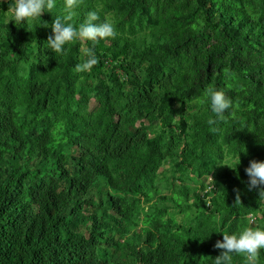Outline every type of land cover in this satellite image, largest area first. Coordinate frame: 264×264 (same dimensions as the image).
<instances>
[{"label":"trees","instance_id":"16d2710c","mask_svg":"<svg viewBox=\"0 0 264 264\" xmlns=\"http://www.w3.org/2000/svg\"><path fill=\"white\" fill-rule=\"evenodd\" d=\"M14 5L0 0V264H214L222 232L264 227L245 171L264 160V0H55L23 23ZM92 10L117 36L54 52L55 18L79 28ZM209 86L232 100L223 120Z\"/></svg>","mask_w":264,"mask_h":264},{"label":"clouds","instance_id":"9594fccd","mask_svg":"<svg viewBox=\"0 0 264 264\" xmlns=\"http://www.w3.org/2000/svg\"><path fill=\"white\" fill-rule=\"evenodd\" d=\"M79 0H66V7L73 9ZM55 7V0H15V5L10 9L12 15L9 20L16 22H27L28 19L41 18L43 13L50 12ZM74 13L69 11L65 16H57L52 23L53 35L48 41L51 49L63 54L65 45L74 39H82L98 42L100 38L116 37L117 31L114 23L100 19L98 11L92 10L87 14L86 22L81 23L79 28L75 27L72 20ZM89 58L76 66L77 71L90 70L97 61L93 49H88ZM209 102L210 109L218 119H225V113L232 107V100L224 90L209 86L204 93ZM240 155L235 157L236 167L240 164ZM249 177L248 187L258 189L260 197L264 198V160H252L245 169ZM237 199H240L237 195ZM223 233V239L217 240L215 247L223 249L220 255L215 257L214 264H233V255L243 256L245 264H259L261 250H264V227L249 226L239 232L231 234Z\"/></svg>","mask_w":264,"mask_h":264},{"label":"rangeland","instance_id":"374dc122","mask_svg":"<svg viewBox=\"0 0 264 264\" xmlns=\"http://www.w3.org/2000/svg\"><path fill=\"white\" fill-rule=\"evenodd\" d=\"M93 104H94V103H93V101H92V102H90V104H89V107H92V106H93Z\"/></svg>","mask_w":264,"mask_h":264},{"label":"built area","instance_id":"2783aa9c","mask_svg":"<svg viewBox=\"0 0 264 264\" xmlns=\"http://www.w3.org/2000/svg\"><path fill=\"white\" fill-rule=\"evenodd\" d=\"M205 192V191H204Z\"/></svg>","mask_w":264,"mask_h":264}]
</instances>
